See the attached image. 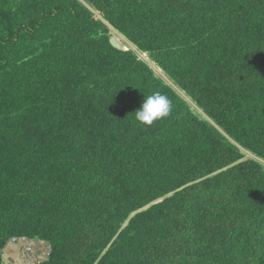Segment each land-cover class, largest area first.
<instances>
[{
	"label": "trees",
	"instance_id": "1",
	"mask_svg": "<svg viewBox=\"0 0 264 264\" xmlns=\"http://www.w3.org/2000/svg\"><path fill=\"white\" fill-rule=\"evenodd\" d=\"M19 237L38 264H264V0H0V264Z\"/></svg>",
	"mask_w": 264,
	"mask_h": 264
},
{
	"label": "crops",
	"instance_id": "2",
	"mask_svg": "<svg viewBox=\"0 0 264 264\" xmlns=\"http://www.w3.org/2000/svg\"><path fill=\"white\" fill-rule=\"evenodd\" d=\"M27 247L31 250L27 251ZM49 250L50 244L46 240L37 237L13 238L2 250L1 264H38L47 259Z\"/></svg>",
	"mask_w": 264,
	"mask_h": 264
},
{
	"label": "clouds",
	"instance_id": "3",
	"mask_svg": "<svg viewBox=\"0 0 264 264\" xmlns=\"http://www.w3.org/2000/svg\"><path fill=\"white\" fill-rule=\"evenodd\" d=\"M173 111V104L166 94L153 92L145 95L140 106L135 111V119L142 125L151 126L155 121L169 116Z\"/></svg>",
	"mask_w": 264,
	"mask_h": 264
},
{
	"label": "rangeland",
	"instance_id": "4",
	"mask_svg": "<svg viewBox=\"0 0 264 264\" xmlns=\"http://www.w3.org/2000/svg\"><path fill=\"white\" fill-rule=\"evenodd\" d=\"M118 32L116 31H111V37H115V36H118ZM123 44H121L122 48L124 49H129L130 47H133V45H131L130 43H128V41H122ZM134 48V47H133ZM135 49V48H134ZM137 54L139 55V57L141 59H144L145 61H147L153 68V70L155 71V73L161 77L162 79H164V81H166V83L168 85H170L173 89H175L179 94H181L182 96L186 97V99H188L190 102H191V106L193 108V110L199 114V115H202L201 111L198 110V108L192 103V101L190 100L189 97H187V95L175 84L174 80H172L169 76H167L156 64H154L148 53H145V52H142V51H139V50H136Z\"/></svg>",
	"mask_w": 264,
	"mask_h": 264
},
{
	"label": "water",
	"instance_id": "5",
	"mask_svg": "<svg viewBox=\"0 0 264 264\" xmlns=\"http://www.w3.org/2000/svg\"><path fill=\"white\" fill-rule=\"evenodd\" d=\"M110 42L113 46H115L116 48L122 49L121 44L115 39V37H111L110 38Z\"/></svg>",
	"mask_w": 264,
	"mask_h": 264
},
{
	"label": "bare ground",
	"instance_id": "6",
	"mask_svg": "<svg viewBox=\"0 0 264 264\" xmlns=\"http://www.w3.org/2000/svg\"><path fill=\"white\" fill-rule=\"evenodd\" d=\"M115 39L120 43L123 44L122 41H127L122 35L118 34V36H115ZM125 48V47H124Z\"/></svg>",
	"mask_w": 264,
	"mask_h": 264
},
{
	"label": "built area",
	"instance_id": "7",
	"mask_svg": "<svg viewBox=\"0 0 264 264\" xmlns=\"http://www.w3.org/2000/svg\"><path fill=\"white\" fill-rule=\"evenodd\" d=\"M28 250H31V248H30V247H27V251H28Z\"/></svg>",
	"mask_w": 264,
	"mask_h": 264
}]
</instances>
